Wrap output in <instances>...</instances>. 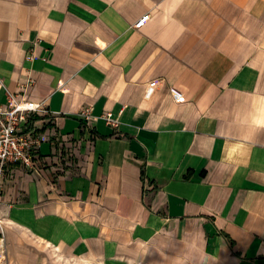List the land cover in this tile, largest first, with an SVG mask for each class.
Returning <instances> with one entry per match:
<instances>
[{
  "label": "crops",
  "instance_id": "0c3cea01",
  "mask_svg": "<svg viewBox=\"0 0 264 264\" xmlns=\"http://www.w3.org/2000/svg\"><path fill=\"white\" fill-rule=\"evenodd\" d=\"M9 93L49 112L35 166L9 170L0 247L264 264V0H0Z\"/></svg>",
  "mask_w": 264,
  "mask_h": 264
},
{
  "label": "built area",
  "instance_id": "2783aa9c",
  "mask_svg": "<svg viewBox=\"0 0 264 264\" xmlns=\"http://www.w3.org/2000/svg\"><path fill=\"white\" fill-rule=\"evenodd\" d=\"M149 18L150 14L143 15L134 26L143 27ZM31 84L32 81H29L21 88L25 89ZM170 92L177 102L184 97L183 92L175 87H171ZM48 112L45 103L11 93L7 95L5 102H0V199L12 166L19 165L25 168L35 166L39 155L40 135L30 127V123L35 115ZM77 116L85 124L95 118L91 106L81 107L77 111ZM102 117L108 126L114 129L119 127L120 121L112 113H105ZM2 224L3 219L0 217L1 227Z\"/></svg>",
  "mask_w": 264,
  "mask_h": 264
},
{
  "label": "rangeland",
  "instance_id": "374dc122",
  "mask_svg": "<svg viewBox=\"0 0 264 264\" xmlns=\"http://www.w3.org/2000/svg\"><path fill=\"white\" fill-rule=\"evenodd\" d=\"M21 240L19 244L13 246L3 242L0 247V264H100L73 257L24 234Z\"/></svg>",
  "mask_w": 264,
  "mask_h": 264
}]
</instances>
